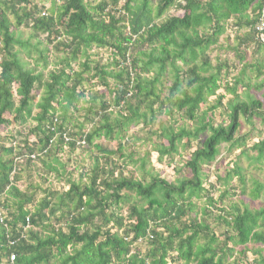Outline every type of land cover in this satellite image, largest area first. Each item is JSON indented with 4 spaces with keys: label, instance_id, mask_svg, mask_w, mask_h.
Masks as SVG:
<instances>
[{
    "label": "trees",
    "instance_id": "trees-1",
    "mask_svg": "<svg viewBox=\"0 0 264 264\" xmlns=\"http://www.w3.org/2000/svg\"><path fill=\"white\" fill-rule=\"evenodd\" d=\"M43 1L0 0V264H264V207L231 201L241 168L210 180L223 145L264 167V139L235 137L264 122V0ZM152 154L173 178L147 173Z\"/></svg>",
    "mask_w": 264,
    "mask_h": 264
},
{
    "label": "rangeland",
    "instance_id": "rangeland-1",
    "mask_svg": "<svg viewBox=\"0 0 264 264\" xmlns=\"http://www.w3.org/2000/svg\"><path fill=\"white\" fill-rule=\"evenodd\" d=\"M42 4L39 5V8L41 9H49L50 8V2L49 0H45L43 2H41ZM11 19V18H10ZM28 36V33L26 31H23L21 33V38L22 39H26ZM225 38H221L220 39V45L222 46H233L232 43H230L229 41H226V44H225ZM230 40V39H229ZM227 49V48H226ZM225 48H223L222 50L220 51H215L213 50L211 52V59L212 61L214 60H219L220 62L223 61L225 58L227 59H231L232 58V54L229 52V50L227 49L226 50ZM262 55H260L261 57ZM50 68H47L46 70H49ZM247 75H251L252 78H250V85L253 86L255 84H259V82H255L254 81V78H253V71L250 72V73H247L246 72V76ZM248 76V77H249ZM262 80V79H261ZM264 81V78L263 80ZM239 92L241 93L242 90L239 89ZM252 95H254L258 100H260L263 104H264V89L261 90L260 92H252L251 93ZM243 99V98H242ZM82 102V100H81ZM80 102V103H81ZM221 119L220 118H216L214 123H219ZM225 120V119H223ZM227 122L225 121V124ZM252 126H253V132L250 133V131L252 130V126H250L249 124H246L242 119H240V127L238 129V132L236 133V136L235 137H245L247 134H250V138L246 137L245 140H248L247 141V145L248 146H251L253 143H255L256 141H260V140H263L264 139V122H260L259 120L257 119H252ZM143 135V134H142ZM142 135H140V138H142ZM143 139V138H142ZM140 145H138V147H134L132 150L133 153L135 152L136 150V157L134 158L135 160L137 158H142L145 156V153H147L150 149L149 145L147 144V142H145L144 144L139 143ZM227 148L228 146L227 145H223L220 147L219 149V156L217 158V160L211 164L210 166V169L212 171V176L210 178L211 181H215L216 180V177H220L221 179L224 177V175H226L228 172L231 171L233 165L235 164H238V166L241 168V171H242V174L245 176V187H246V190H245V193L244 194H240L239 191H236L235 193V196L231 199V198H228L227 201H224V205L226 206H230V200L231 201H234L235 203H238V207L242 210L243 208V205L248 207L249 209L251 210H258L259 208H262L264 207V197L261 195L256 201H251L248 197V191L247 188L249 189V187H251V184H252V179L261 183V184H264V167H254V166H251L248 164V161L244 158V157H241L240 159H237V154H238V151L236 150H233V151H230L228 153L227 151ZM250 155H254L253 153ZM82 156L79 161H82V165L84 167H87V166H90L92 165V162L91 160L88 158V155H86V157ZM179 158H177L176 160H178ZM74 160H78V156H76L74 158ZM156 160H155V155L152 154L150 156V163H151V166H149L146 171L147 173H152L154 170L158 173H161L163 177H166V178H169L168 180H170V178H173V174L171 173L170 169L169 168H164L160 165L157 166V164H155ZM153 164V165H152ZM262 166H264V161H262ZM128 171L130 170H133L134 168H131V165H129V167L127 168ZM128 175L125 174V176ZM137 176H141V173L139 174H136L134 173V177L137 178ZM30 179H28L27 181L25 180V186L28 185H31L32 187H37L39 186V183H40V180H38L37 177L34 176V173L32 172L30 174ZM176 177V176H175ZM50 183L52 184V186L54 187L55 186V181L53 179H50ZM49 182V180H48ZM237 179L236 178H233L232 179V182H229V187H232L230 189H236L237 188ZM49 183V184H50ZM50 184V185H51ZM24 189V188H22ZM229 189V192H228V196H231L232 195V192L231 190ZM221 191H223V189H219L218 191L215 192V194H213L214 197H216L218 195V193H220ZM37 197H41L40 194L37 195ZM204 203V200L202 201H197L195 202V206H196V211L198 212L197 216L198 218H204V220L208 221V223L211 225V227H219V225H217L214 221H213V217H210V218H207L206 216H203L202 212L200 211V207L203 205ZM215 211V210H214ZM213 214H216L213 212ZM57 216V215H56ZM190 216H194V215H190ZM51 223L53 224L54 223V219H52ZM217 232H222L223 229L220 228L218 230H216ZM249 250L253 249L252 247L248 246ZM240 249L242 248H239V247H235L234 248V251H240ZM252 251V250H251ZM261 255L264 256V250L261 252ZM236 257V255L234 256L233 255V258ZM242 259H240V263L239 264H251L250 263V260L253 258L255 259L256 256L255 255H251V253L249 251L247 252H244V258L243 256L241 257ZM233 259H229V261H227L228 263L232 262Z\"/></svg>",
    "mask_w": 264,
    "mask_h": 264
},
{
    "label": "built area",
    "instance_id": "built-area-1",
    "mask_svg": "<svg viewBox=\"0 0 264 264\" xmlns=\"http://www.w3.org/2000/svg\"><path fill=\"white\" fill-rule=\"evenodd\" d=\"M254 32L257 36V38L260 40V42L264 43V6L261 8L260 10V13L257 17V22L254 26ZM65 141H67V139L65 138ZM81 145L84 144V142H81L80 143ZM0 223L2 224L3 223V219L1 217V214H0ZM14 258L13 255L10 256V261H12Z\"/></svg>",
    "mask_w": 264,
    "mask_h": 264
},
{
    "label": "clouds",
    "instance_id": "clouds-1",
    "mask_svg": "<svg viewBox=\"0 0 264 264\" xmlns=\"http://www.w3.org/2000/svg\"><path fill=\"white\" fill-rule=\"evenodd\" d=\"M0 214H1V212H0ZM1 217H2V215H1ZM2 219H3V217H2ZM25 223H26V224H29V220L27 219ZM0 224H1V223H0ZM2 224H3V223H2Z\"/></svg>",
    "mask_w": 264,
    "mask_h": 264
},
{
    "label": "crops",
    "instance_id": "crops-1",
    "mask_svg": "<svg viewBox=\"0 0 264 264\" xmlns=\"http://www.w3.org/2000/svg\"><path fill=\"white\" fill-rule=\"evenodd\" d=\"M258 1V0H257Z\"/></svg>",
    "mask_w": 264,
    "mask_h": 264
}]
</instances>
